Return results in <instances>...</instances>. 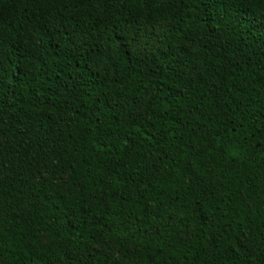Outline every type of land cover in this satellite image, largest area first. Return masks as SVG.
I'll use <instances>...</instances> for the list:
<instances>
[{
	"label": "trees",
	"instance_id": "trees-1",
	"mask_svg": "<svg viewBox=\"0 0 264 264\" xmlns=\"http://www.w3.org/2000/svg\"><path fill=\"white\" fill-rule=\"evenodd\" d=\"M0 264H264V0H0Z\"/></svg>",
	"mask_w": 264,
	"mask_h": 264
}]
</instances>
